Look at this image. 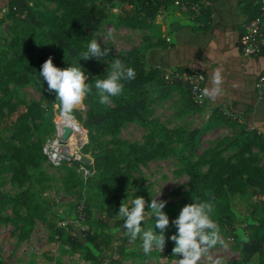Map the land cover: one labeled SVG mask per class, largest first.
Wrapping results in <instances>:
<instances>
[{
  "label": "rangeland",
  "instance_id": "374dc122",
  "mask_svg": "<svg viewBox=\"0 0 264 264\" xmlns=\"http://www.w3.org/2000/svg\"><path fill=\"white\" fill-rule=\"evenodd\" d=\"M138 11L135 6L124 7L122 13L127 19L140 24L148 20L145 16L141 20L137 18L140 15ZM9 25V18L0 23V78L3 65L14 53L13 45L16 42ZM148 36L141 27L135 25L119 27L104 22L92 32L88 42L78 43V51H86L93 39L102 48H109V56L102 60H87L105 78L113 60L132 49L137 50L144 61L145 49L149 45ZM42 40V43L33 47L32 59L40 56L41 48H53L50 40H44L43 37ZM72 66L78 64L72 60ZM181 87L185 89L184 85ZM148 91L152 90L149 88ZM155 94L154 91L150 93L152 97ZM179 95L172 102L157 98L152 100L148 119L161 127L162 131H167L163 141L154 132L132 122H120L117 128L107 130L87 127L85 120L88 111L105 107L98 102L96 95L87 96L73 114V121L84 129L85 144L81 153L92 165L91 175L84 179L74 164L62 163L52 167L38 154L54 133V123L63 120L55 93H50L48 89L39 90L31 80L20 82L4 79L0 83V155L6 146L22 149L23 155L16 161L0 160V192L10 198V201L0 205V264H128L129 261L130 264H179L180 258L172 256L175 245L169 239L176 233L171 223L174 216H169L165 248L162 251L154 248L147 255L139 239L130 242L123 228L124 222L110 229L101 221L113 224L122 220L116 216L121 203L131 207L136 196L144 197L148 203L151 198L158 197L167 203L183 199L190 187V172L202 174L214 162L235 166L250 163L264 171V141L256 142L254 139L250 148L245 150L236 143L242 119L221 112L226 114L227 122L212 119L213 122L209 123L202 115H194V111L184 112L183 92ZM107 106H112V103ZM29 107L32 110H28ZM197 108L200 110V106ZM15 128L20 132L17 135ZM193 129H200V133L188 142ZM127 144L144 146L148 150L162 147L165 152L142 159L135 158L133 154L126 155L109 167L102 163L93 166L95 155L100 156L109 150H126ZM27 151L32 154L24 157ZM18 173L19 179L16 177ZM251 190L247 187L245 193L230 196V210L234 218L228 224L218 225L223 244L210 249L200 264H212L216 259L223 264L257 263L256 255L242 262V256L235 249L232 239V235L237 240L242 239L248 225L258 223L254 217L260 198L252 194ZM27 195L33 197L40 211L31 216L29 221L25 200ZM80 204L84 208L78 212L76 206ZM146 213L151 215L148 209ZM47 221L54 222L63 230L62 233L52 234L46 225ZM154 226L155 222L146 221L142 224L145 229H154ZM101 230L109 238L100 244V254L95 258L85 259L81 247L70 245L69 242L67 246L64 242L67 237L74 238L75 233L96 234Z\"/></svg>",
  "mask_w": 264,
  "mask_h": 264
},
{
  "label": "trees",
  "instance_id": "16d2710c",
  "mask_svg": "<svg viewBox=\"0 0 264 264\" xmlns=\"http://www.w3.org/2000/svg\"><path fill=\"white\" fill-rule=\"evenodd\" d=\"M44 2H52L54 7L48 8ZM113 2L130 4L145 15L151 16L157 6L160 4L164 5V3L168 5L169 0H32L30 5L26 1L20 6L17 0H13L12 9H10L11 13L9 14V30L13 33V38H16V42L13 45V55L3 65L0 83L8 78L20 82L31 80L39 90H47V82L40 77L39 70H41L43 63L49 57H52L54 65L61 69L72 66V60L76 64H79L88 76L86 83L92 85V92L87 96L96 95L94 83L97 79L103 78L97 69L87 60H80L83 50L78 51V43L81 41L88 42L91 39L92 32L104 22H110L115 26L135 25L141 27L139 22H133L125 16L111 15L109 11ZM42 37L44 40H50L53 48L50 50H43L41 48L42 53L40 56L32 59L33 47L39 44V42L42 43ZM263 48L264 46L260 48L259 52L264 53ZM117 58L125 62L127 67L135 70V79L123 82V93L121 96L113 98L112 106H105L102 110H89L85 125L91 129L103 128L107 130L109 128H117L120 122H132L147 128L150 132H154L159 140L163 141L167 131H162L161 127L155 126L148 119L152 100L154 98L160 100L166 99L169 92L179 83L164 81L160 75V71L141 60L135 49ZM149 88L156 92L154 97L150 95L152 91H148ZM254 92H256V88ZM183 97L184 112L198 110L197 107L199 105L191 100L186 88L183 92ZM1 101L0 98V103ZM28 110H32V108L29 107ZM227 114L229 115H225L236 116L232 112ZM225 115L222 113L212 114L208 118V122H213L212 119L227 122L228 118ZM240 124L242 125H240L241 128L236 134V143L241 144L242 150L250 148L254 139L256 142H263L264 135L254 128L250 129L245 118L244 122L242 121ZM14 132L15 135L20 133L18 128H15ZM199 133L200 129H193L189 133L188 142L195 139ZM163 152H165V149L162 147L148 150L144 146L127 144L126 150H109L104 151L100 156L95 155L93 166L97 167L102 163L105 167H109L122 160L126 155L133 154L135 158L142 159L147 156H157ZM171 153H174V151ZM31 154L30 151H27L24 157ZM38 154L44 160L42 152ZM22 155V149L6 146L4 152L0 155V160L16 161ZM71 163L77 166V162ZM19 174L16 175L18 179ZM247 187L252 189V194H257L260 198L259 205L256 204L255 207L256 216L254 217L258 220V223L248 225L247 232L243 235L242 239L237 240L234 235H232V239L234 240L235 249L242 256V262L249 260L256 254V264H264V171L258 166L251 165L250 163H239L237 166L229 164L219 165L217 162H214L202 174L190 172V187L185 197L179 201L167 203L163 211L168 216L177 218L185 205L194 203V201L211 199L214 204L212 219L217 225L228 224L234 218V214L230 210V196L236 193H245ZM25 200L29 221L31 216H35L40 211L36 207L31 195H27ZM8 201H10V198L0 192V205ZM82 208H84L83 205ZM147 221L155 222L154 219H148ZM101 222L105 224V227L111 229L116 225H121L124 221L118 220L117 222H113V224L108 221ZM46 225L52 234H61L63 231L52 221H47ZM79 233L75 234L81 235L80 238L75 235L74 238L67 237L64 242L81 247L87 259L93 258L90 255L91 249L95 253H99L100 244H104L109 238L104 230L96 234L90 232ZM69 239L70 241H68Z\"/></svg>",
  "mask_w": 264,
  "mask_h": 264
},
{
  "label": "crops",
  "instance_id": "0c3cea01",
  "mask_svg": "<svg viewBox=\"0 0 264 264\" xmlns=\"http://www.w3.org/2000/svg\"><path fill=\"white\" fill-rule=\"evenodd\" d=\"M12 1L0 0V21L9 18ZM17 1L19 6L26 1L29 5L32 3V0H21L22 4ZM206 1L208 3L194 19L188 13H175L174 10H166L162 15L155 10L151 16L138 11L140 15L137 18L141 20L145 16L148 19L141 23V29L149 35L144 61L158 70L177 71L180 74L199 69L204 75L203 89L212 87V76L220 69L222 94L214 99L203 96L200 110L192 113L202 115L207 121L212 114L232 112L243 122L245 118L250 129L254 128L264 135V97L258 99L254 92L256 79L264 70V53L244 56L239 48L243 23L256 14L260 0ZM44 4L49 8L54 7L52 2ZM124 7L132 6L113 2L109 12L124 16ZM165 36H168V42ZM181 86L180 83L176 84L164 100H177L179 93L185 90ZM65 243L68 246V242ZM65 252L69 254L68 250ZM99 254L90 250L93 258Z\"/></svg>",
  "mask_w": 264,
  "mask_h": 264
},
{
  "label": "clouds",
  "instance_id": "9594fccd",
  "mask_svg": "<svg viewBox=\"0 0 264 264\" xmlns=\"http://www.w3.org/2000/svg\"><path fill=\"white\" fill-rule=\"evenodd\" d=\"M111 36V33H109ZM109 48H102L97 40L93 39L87 45V50L81 53L80 60H102L108 56ZM40 77L47 82L48 91L55 93V100L59 102L60 116L64 122L74 119V111L83 104L87 95L92 92V85L86 83L88 76L82 67L69 66L61 69L54 65L52 57H49L42 65ZM135 70L127 67L120 59L116 58L110 65L107 75L103 79H97L94 83L96 96L101 105H110L114 97L122 95L124 81L135 79ZM223 77L220 69L212 76V87L204 88L202 96L214 99L222 94ZM161 195V193H160ZM159 195V196H160ZM159 198V197H158ZM151 198L148 203L142 196H136L132 206L121 203L117 218L124 221L123 228L130 239L141 241L143 252L147 255L152 250H163L166 246L165 232L170 226L169 216L163 211L167 201ZM150 210L151 215L146 213ZM214 204L212 200L194 201L185 205L177 218L171 221L176 228V233L169 238L174 242L172 256L179 257V264H200L203 257L207 256L210 249L217 244H223L219 235V226L212 219ZM148 219L155 220L153 228L142 227ZM159 229V232H157ZM212 264H223L219 259Z\"/></svg>",
  "mask_w": 264,
  "mask_h": 264
},
{
  "label": "built area",
  "instance_id": "2783aa9c",
  "mask_svg": "<svg viewBox=\"0 0 264 264\" xmlns=\"http://www.w3.org/2000/svg\"><path fill=\"white\" fill-rule=\"evenodd\" d=\"M158 1V0H153ZM208 3L206 0H169L165 7L160 4L156 8L157 14H164L166 10H174L175 13L189 14L191 19H194ZM171 7V8H170ZM173 7V8H172ZM201 10V11H200ZM198 24V23H197ZM264 0H260L257 12L254 16L247 19L242 26V31L239 36L240 53L244 56L257 54L262 46H264ZM168 36H165V41L168 42ZM159 68V67H157ZM160 75L164 81H175L185 86L191 100L196 104H201L203 101L202 90L204 75L199 69H192L185 74H180L177 71H167L160 69ZM256 97L261 99L264 97V70L258 75L255 83ZM73 127L68 124H62L58 121L54 123V133L43 145L41 152L44 156V161L52 167L59 166L62 163L77 162L82 177L86 179L92 173V169L87 163L81 161L84 155L81 153L85 144L84 129L75 121H70ZM67 127L68 132L63 135L64 127ZM77 211L81 212L82 205L76 206ZM63 224V223H61Z\"/></svg>",
  "mask_w": 264,
  "mask_h": 264
},
{
  "label": "water",
  "instance_id": "95a60500",
  "mask_svg": "<svg viewBox=\"0 0 264 264\" xmlns=\"http://www.w3.org/2000/svg\"><path fill=\"white\" fill-rule=\"evenodd\" d=\"M19 3L22 4V3H21V0H19ZM173 25H174V24H173ZM63 129H64V131H63L62 138L64 137V135H65V134L68 132V130H69L66 126H65ZM81 161L84 162V163H87V164L89 165V167L92 169V165H91V163H90V161H89L88 158H86V157H82Z\"/></svg>",
  "mask_w": 264,
  "mask_h": 264
},
{
  "label": "bare ground",
  "instance_id": "6f19581e",
  "mask_svg": "<svg viewBox=\"0 0 264 264\" xmlns=\"http://www.w3.org/2000/svg\"><path fill=\"white\" fill-rule=\"evenodd\" d=\"M59 123H62V124H68L69 126L73 127L72 123L71 122H64L63 120L61 121H58Z\"/></svg>",
  "mask_w": 264,
  "mask_h": 264
}]
</instances>
